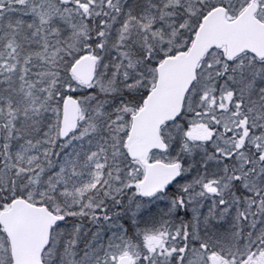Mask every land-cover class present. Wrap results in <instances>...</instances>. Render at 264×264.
Returning a JSON list of instances; mask_svg holds the SVG:
<instances>
[{"label": "snow or ice", "instance_id": "snow-or-ice-1", "mask_svg": "<svg viewBox=\"0 0 264 264\" xmlns=\"http://www.w3.org/2000/svg\"><path fill=\"white\" fill-rule=\"evenodd\" d=\"M0 264H264V0H0Z\"/></svg>", "mask_w": 264, "mask_h": 264}]
</instances>
